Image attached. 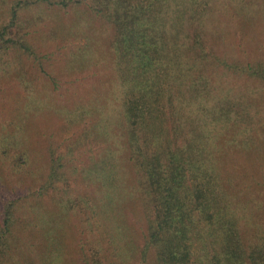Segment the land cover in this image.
I'll use <instances>...</instances> for the list:
<instances>
[{"label":"rangeland","instance_id":"obj_1","mask_svg":"<svg viewBox=\"0 0 264 264\" xmlns=\"http://www.w3.org/2000/svg\"><path fill=\"white\" fill-rule=\"evenodd\" d=\"M207 8L203 28L217 53L240 62L264 57V0H210ZM35 11L30 15L40 17L32 40L52 78L35 70L27 82L9 79L0 89V121L15 105L23 107L29 131L22 150L28 160H16V152L9 151L0 174L11 194L20 196L8 264H85L86 259L120 264L124 249L137 263L148 206L122 148L121 95L108 57L113 29L81 11ZM208 83L227 95L232 120L215 130L206 107L198 110L201 119L194 125L216 150L214 160L211 156L222 188L241 194L248 217L259 209L264 224V84L221 70ZM51 155L60 157L65 178L39 197L40 170ZM76 199L88 206L70 207Z\"/></svg>","mask_w":264,"mask_h":264},{"label":"trees","instance_id":"obj_2","mask_svg":"<svg viewBox=\"0 0 264 264\" xmlns=\"http://www.w3.org/2000/svg\"><path fill=\"white\" fill-rule=\"evenodd\" d=\"M4 4L0 89L9 79L27 82V75L35 70L52 78L44 70L45 56L32 40L31 28L40 15L31 16V10L81 11L113 29L108 57L121 95L125 123L121 143L148 206L142 245L135 256L138 262H130L134 255L124 249L120 264H264L261 211L253 209L248 217L241 194L222 188L213 162L216 150L211 149V141H203L201 130L194 125L198 110L209 107L216 122L213 128L220 123L228 126L233 106L227 95H219V87L209 85L211 76L221 70L264 84V57L240 62L214 50L203 28L210 0H8ZM22 108L15 105L0 121V174L9 151L16 152V160H28L22 154L29 132ZM210 118H204L208 126L213 124ZM62 163L60 157L51 155L45 170H40L39 197L65 178L59 170ZM5 183L0 175L2 264L12 260L20 201ZM88 203L76 199L69 206L81 208ZM89 208L96 212L93 205ZM84 263L113 264L107 259Z\"/></svg>","mask_w":264,"mask_h":264}]
</instances>
